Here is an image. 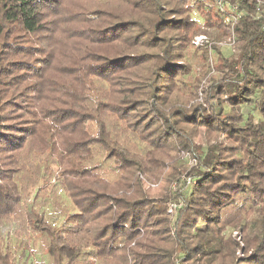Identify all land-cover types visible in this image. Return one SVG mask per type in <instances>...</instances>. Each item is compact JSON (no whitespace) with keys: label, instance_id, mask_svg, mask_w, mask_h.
<instances>
[{"label":"trees","instance_id":"obj_1","mask_svg":"<svg viewBox=\"0 0 264 264\" xmlns=\"http://www.w3.org/2000/svg\"><path fill=\"white\" fill-rule=\"evenodd\" d=\"M227 1L243 12L233 31L239 51L219 55L225 74L205 96L209 115L206 106L188 104L196 27L189 10L204 8L201 0H122L132 17L116 15L97 31L74 13L65 18L58 0H0V237L11 223L20 227L16 240L32 227L43 248L39 264H73L82 252L83 264H215L227 248L218 226L225 208L253 198L259 220L245 231L258 242L238 264H264V0ZM221 21L209 11L203 18L227 36ZM95 77L109 89L80 110L78 89L88 91ZM105 114L132 126L141 143L156 135L190 150L197 128L224 132L225 142L216 133L198 156L197 184L182 189L184 205L172 224L162 204L143 194L137 174L150 177L145 156L115 139ZM31 142L56 149L58 164H81L100 146L123 172L119 186L105 193L101 177L69 173L65 197L75 211L56 198L42 208H34L36 197L24 205L17 156ZM59 145L75 160L57 152ZM11 258L0 245V264Z\"/></svg>","mask_w":264,"mask_h":264},{"label":"rangeland","instance_id":"obj_2","mask_svg":"<svg viewBox=\"0 0 264 264\" xmlns=\"http://www.w3.org/2000/svg\"><path fill=\"white\" fill-rule=\"evenodd\" d=\"M58 2L61 3L65 18L70 17V13H74L76 14V20L88 21L89 24L87 26H91L96 31L104 27L105 22L115 21L113 17L116 15L132 17L131 14H133L129 12V8L122 0H58ZM201 2L204 4V8L196 9L192 7L189 10V15L192 20H195L196 26L194 32L190 33L189 47L193 53L191 58L188 57L190 59L188 60L190 68H192L191 85L194 88L192 101L190 100L188 104L192 105V107L195 105L207 107L206 94L211 90V87H214V82L224 77L225 73H222L219 68V55L230 57L239 51L235 35V43L228 45V39L231 35L229 27L224 25L230 31L227 36L216 27H206L203 22L205 13L209 11L219 21H221V17L213 0L209 2L208 0H201ZM199 37H204L205 40H198L201 41L198 42L197 39ZM94 48L97 49L98 47ZM104 52L106 50H101V54H104ZM108 89L107 84L102 82L100 78H92L88 91L84 90L83 87H79L78 90L83 91L81 94L82 98H76L74 104L80 107V110L85 107L91 108L94 103L102 99L100 97L101 93H107ZM206 109L207 114L212 115L214 113L210 108L207 107ZM140 112V114H143L146 110H141ZM103 117L108 129L114 134L115 139L117 138L121 142L122 146L128 151L145 156L146 165L150 169L148 172L150 177H145V174L141 173L137 174V178L141 181L140 185L143 194L148 199L162 204L164 208L163 215L168 217L172 224V221H174L184 205L181 193L183 194L185 190L182 189L197 184L195 176L197 171H199L197 170L199 167L198 156L205 152L207 145L214 142L216 133L219 135L217 141L225 142L224 132L220 129L208 132L203 126L197 128L192 137L191 149L189 150L180 147L175 148L156 135L150 137L148 143H141L133 133L134 129L132 126L128 128L125 123H117L116 119L108 114L103 115ZM87 128L95 131V126L91 123ZM28 147L30 148L27 153L24 150L17 156L19 160L17 177L21 180L20 184L25 192L23 195L24 205L34 202V197L37 198L34 202V208H42L47 200L55 198L57 201L62 202V204L60 203L61 206L70 204V201L65 197L64 189V182L69 173L77 177L82 176V174H94L101 177L103 181H101L100 188L104 192H110L119 186L120 182L118 181L123 172L118 168L114 159H106L108 152L100 146L93 147L90 156L84 158L81 164L79 162L58 164V159L54 156L56 149L50 151L44 148L43 143L33 144L31 142ZM58 148L57 152L66 155L73 161L75 160V157L64 152L62 145H59ZM149 149L151 150V155L146 156ZM79 168H85L86 172H80ZM71 179L69 177L68 181L71 182ZM254 199L256 201L259 200L258 197ZM252 204L253 198L249 204L241 201L233 207L230 206L232 208H225L223 220L218 226L221 228L227 248L223 252L224 256L221 260L216 261L215 264H238L248 256L253 255L258 241L254 232L249 234L245 231L246 226L259 220V216L255 215L256 212L252 209ZM239 205L242 206L239 207ZM260 205H263L262 208H264V201H261ZM44 209V211H49L46 208ZM69 210L75 211L71 204L69 205ZM242 218H246V225L243 228L238 226ZM234 219H237V222L232 224L231 220ZM48 221L50 222L52 219H48ZM50 224L54 225L53 222ZM19 229L20 227L11 223L9 233L0 237L2 249H8V253L12 254L11 262L13 264H39V261L44 260L43 248L38 246L34 236L35 232L31 230L32 227L26 226L25 235L16 240L14 239L13 231ZM172 233L173 230H171ZM141 237L139 238L140 240L145 238L143 233ZM179 256V252H176L173 258L178 259ZM80 258V262L77 260L73 264L85 263L88 259V254L85 252L83 254L82 252Z\"/></svg>","mask_w":264,"mask_h":264},{"label":"built area","instance_id":"obj_3","mask_svg":"<svg viewBox=\"0 0 264 264\" xmlns=\"http://www.w3.org/2000/svg\"><path fill=\"white\" fill-rule=\"evenodd\" d=\"M256 4L262 3V0H255ZM214 5L216 6L217 12L221 17V20L223 24L231 30V35L228 39V45H232L235 43L234 41V26L238 23V21L241 19V16L243 15V12H241L238 7L228 2L227 0H213ZM198 40H205L204 37H199ZM198 41V42H201Z\"/></svg>","mask_w":264,"mask_h":264}]
</instances>
